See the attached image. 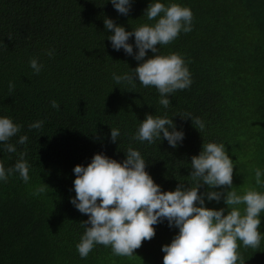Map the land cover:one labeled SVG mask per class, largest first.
Instances as JSON below:
<instances>
[{
  "label": "trees",
  "instance_id": "trees-1",
  "mask_svg": "<svg viewBox=\"0 0 264 264\" xmlns=\"http://www.w3.org/2000/svg\"><path fill=\"white\" fill-rule=\"evenodd\" d=\"M150 2L133 0L123 15L110 0H0V116L22 125L9 141L17 151L0 148V162L12 167L23 152L30 165L27 183L18 173L0 181V264H163L162 246L179 231L166 220L154 225L155 236L142 241L132 256L97 244L80 257L76 245L88 215L71 203L73 169L87 166L97 153L122 162L129 146L138 149L146 171L169 191L180 183L188 186L191 158L203 143H224L234 163L232 189L264 192L254 178L256 168L264 169V0H162L193 13L192 30L160 46L159 54L184 58L192 80L170 95L167 109L155 87L138 81L117 85L112 78L141 61L112 48L104 18L129 31L152 24L143 16ZM129 43L138 51L134 37ZM154 55L147 50L144 59ZM32 58L43 65L39 73L30 67ZM53 100L59 108L52 107ZM189 113L204 121L201 132L184 117ZM147 114L172 118L185 132L183 142L173 148L166 139L133 140ZM37 120L43 126L29 129ZM111 128L121 131L116 142ZM25 134L26 144H18ZM41 185L45 191L33 195ZM205 206L227 208L223 199L206 200ZM238 251L245 264H264V240L259 249L241 244Z\"/></svg>",
  "mask_w": 264,
  "mask_h": 264
},
{
  "label": "clouds",
  "instance_id": "clouds-1",
  "mask_svg": "<svg viewBox=\"0 0 264 264\" xmlns=\"http://www.w3.org/2000/svg\"><path fill=\"white\" fill-rule=\"evenodd\" d=\"M110 2L118 13L127 15L133 0ZM143 16L155 22L141 24L131 31L111 18H104L106 29L112 31L108 36L112 48L116 51L123 49L141 61L131 72H114L112 78L117 85L127 82L135 86L138 81L145 87H155L159 93V104L167 109L171 103L170 95L188 88L192 80L184 58L178 53L161 55L160 46L170 44L181 31L190 32L193 13L189 7L179 3L151 0ZM130 37H134L136 52L133 44L129 43ZM147 50L155 55L144 59ZM47 54L52 56L53 50ZM29 63L35 73L43 68L36 58L30 59ZM14 88L10 81L9 91ZM51 105L59 108L55 100ZM184 117L191 118L200 132L205 128L200 117H192L190 113ZM43 123L37 120L28 127L39 129ZM21 128L22 125L11 117L0 116V148L9 153L16 152V145L9 141ZM120 136L119 128H111L112 142ZM184 137L185 132L176 127L172 118L147 114L132 139L149 144L166 139L175 148ZM27 141L25 134L19 136L17 143L24 145ZM24 156L22 152L20 159L9 168L0 162V181H6L13 173H18L25 183L30 180V165ZM125 156L120 162L97 153L87 166L78 164L73 169L75 196L71 203L88 215L83 222L85 231L76 245L81 258L87 257L97 244L110 246L115 255L132 256L142 241L155 236L154 225L165 220L179 231L171 243L162 246L165 253L163 264H245L238 251L241 244L246 248H260L264 240V233L260 231L264 192L253 188L238 194L232 189L234 163L224 143H203L200 153L191 158L188 186L180 183L175 190L169 191L162 190L146 171V160L138 149L129 146ZM254 178L256 185L264 187V169L256 168ZM205 185L207 189L201 192ZM44 191L45 187L41 185L33 195ZM221 199L227 208L205 206L206 200L220 202Z\"/></svg>",
  "mask_w": 264,
  "mask_h": 264
}]
</instances>
